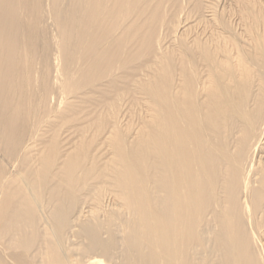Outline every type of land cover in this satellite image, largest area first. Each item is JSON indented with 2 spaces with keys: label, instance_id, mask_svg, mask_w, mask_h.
Here are the masks:
<instances>
[{
  "label": "bare ground",
  "instance_id": "obj_1",
  "mask_svg": "<svg viewBox=\"0 0 264 264\" xmlns=\"http://www.w3.org/2000/svg\"><path fill=\"white\" fill-rule=\"evenodd\" d=\"M0 264H264V0H0Z\"/></svg>",
  "mask_w": 264,
  "mask_h": 264
}]
</instances>
